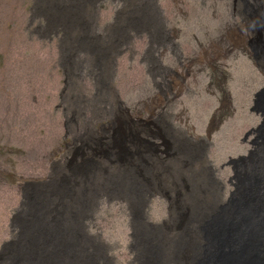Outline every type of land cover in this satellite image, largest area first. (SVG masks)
<instances>
[{
  "label": "rangeland",
  "instance_id": "374dc122",
  "mask_svg": "<svg viewBox=\"0 0 264 264\" xmlns=\"http://www.w3.org/2000/svg\"><path fill=\"white\" fill-rule=\"evenodd\" d=\"M232 1L158 0L167 21L180 31L184 55L196 38L202 44L194 75L183 82L169 72L176 82L172 92L168 84L164 96L152 84L149 64L141 63L147 38L136 40L138 56L132 61L125 36L131 17L140 16L138 8L133 10L140 0H0V258L19 240L14 215L45 184L72 185L78 199L71 202L74 213L82 210L86 186L105 189L87 221L89 234L101 243L90 247L99 264H143L134 239L135 227H147L138 223L140 205L112 196L117 192L110 191L112 184V194L104 185L124 168L154 176L150 191L159 196L148 202L147 222L163 226L162 243L170 250L189 226L197 225L202 205L235 191L242 164L228 163L249 158L258 148L254 129L263 117L252 109L264 88V73L255 52L234 47V39L242 40L238 30L223 38L228 22L234 24ZM251 2L263 16H246L242 28L250 44L264 37V0ZM80 46L87 51L75 53ZM164 56L156 50V58ZM175 69L185 74L183 67ZM161 112L184 136L171 138L161 124L168 136L160 137ZM151 129L157 138L150 136ZM145 140L166 142L153 161ZM120 150L123 163L115 158ZM95 161L96 175L84 177ZM139 183L149 186L140 178Z\"/></svg>",
  "mask_w": 264,
  "mask_h": 264
},
{
  "label": "bare ground",
  "instance_id": "6f19581e",
  "mask_svg": "<svg viewBox=\"0 0 264 264\" xmlns=\"http://www.w3.org/2000/svg\"><path fill=\"white\" fill-rule=\"evenodd\" d=\"M90 1L91 4H96L97 0ZM251 1H232L236 9L232 21L234 24L228 22L223 38L226 35L230 37L233 29L238 30L242 40L234 39V47L246 53L250 52V49L255 52L256 65L264 73V37H260L259 40L253 39L252 44L247 40L249 48L245 42L248 36L244 34L242 28L246 26V16L252 18L255 15L263 16L255 7V3L253 5ZM139 4L140 6H134L133 10L135 14L138 8L140 16L136 14L131 17L129 23L131 29H125L127 30L125 36L132 45V61L138 56V50L135 48L136 40L147 38L148 44L141 63L146 61L147 65L149 64L152 84L157 87L160 94L167 96L166 87L171 84L172 92V84L176 82L169 72L173 73L176 78L181 77L183 82L186 81V77L194 75L192 70L194 67H199L198 63L201 61L198 51L202 52V44L196 38L195 45L188 49L190 51L187 50L189 54L184 55L185 52L179 40L180 31L167 21V13L159 5L158 0H140ZM139 7H141L140 10ZM249 9L255 13L253 14ZM78 15L76 17H79ZM236 15L240 17V21L235 20ZM253 33H256L255 29ZM206 34L210 35V33ZM75 50L77 53L80 50L87 51V48L80 46ZM156 50L164 53V60L155 57ZM121 54L122 51H119L116 55ZM177 65L184 68V75L176 71ZM157 77H161L162 81H159ZM252 110L257 113L261 112L263 117L261 125L258 129H254L256 141H253L258 148L249 158L243 156L240 159H230L228 165L235 164L238 168L242 164L241 169L237 171L235 191H232L228 198L219 197L211 205H202L195 214L197 225L189 226L181 236L179 246H172L171 250L162 243L163 226L147 222L148 202L159 196L157 190L156 193L150 191V188H154V176L146 170L134 171L124 168L113 179L106 181L104 185L108 186L109 193L117 191L115 194L111 193L112 196L123 200L128 199L134 207L137 204L140 205V208L136 207L138 223L141 220L149 227V229L135 227L134 239L138 243L137 258L143 264H264V88L256 94ZM169 117V114L161 112L157 118L158 123L155 125L160 128V137L166 139L165 137L168 136L167 132L159 127L162 124L163 128L165 124L170 129L169 136L180 139L184 136L183 132L170 124ZM151 131L150 136L157 138V134ZM121 141L119 139L116 143ZM143 143L153 150L154 155H151L153 161L159 156L158 152H162L161 146L166 142L160 144V142L145 140ZM115 158L123 163L125 156L122 150ZM136 158L140 163L141 157ZM95 165L97 161L95 164H88V167L83 172L81 171L83 176L88 179L94 177L97 172ZM80 174V172H74L73 175ZM209 176L214 179L215 183H220L214 177L213 172ZM138 177L143 183L147 182L149 186L139 183ZM69 181L67 180L66 183ZM57 186L56 183L41 186L42 188H39L41 191L39 190L37 196H31L27 202L22 204L21 210H17L18 213L14 215L13 223L20 229L19 240L14 244L15 249H12L10 254L5 253L0 258L4 257L0 264H99L98 258L91 256L90 247H100L101 243L89 234L87 221L92 216L91 212H93L97 197L105 189L93 184L86 186V194L81 199L82 210L74 213L75 208L71 202L77 199L74 197L76 190L69 184ZM148 193L150 197L146 200L145 195Z\"/></svg>",
  "mask_w": 264,
  "mask_h": 264
}]
</instances>
